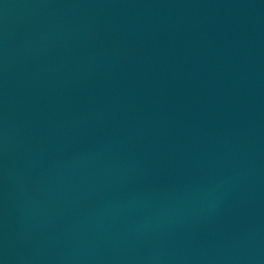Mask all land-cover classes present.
Masks as SVG:
<instances>
[{
    "label": "water",
    "instance_id": "95a60500",
    "mask_svg": "<svg viewBox=\"0 0 264 264\" xmlns=\"http://www.w3.org/2000/svg\"><path fill=\"white\" fill-rule=\"evenodd\" d=\"M0 264H264V0H0Z\"/></svg>",
    "mask_w": 264,
    "mask_h": 264
}]
</instances>
